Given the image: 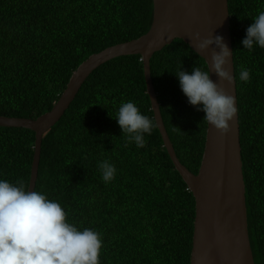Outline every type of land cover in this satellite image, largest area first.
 <instances>
[{"label":"trees","instance_id":"obj_1","mask_svg":"<svg viewBox=\"0 0 264 264\" xmlns=\"http://www.w3.org/2000/svg\"><path fill=\"white\" fill-rule=\"evenodd\" d=\"M248 226L264 264V0H229ZM153 0H0V116L50 111L91 55L146 34ZM175 152L201 166L209 71L177 39L151 59ZM35 133L0 127V264L25 209ZM196 202L164 147L140 55L85 81L43 138L33 210L11 239L12 264H191Z\"/></svg>","mask_w":264,"mask_h":264},{"label":"water","instance_id":"obj_2","mask_svg":"<svg viewBox=\"0 0 264 264\" xmlns=\"http://www.w3.org/2000/svg\"><path fill=\"white\" fill-rule=\"evenodd\" d=\"M153 5L150 30L81 63L50 111L37 119L0 116V127L24 128L36 137L28 202L7 233L5 264H12L11 239L34 207L44 135L62 119L95 70L111 60L132 55L142 57L147 94L164 147L195 198L191 264H255L248 226L229 0H153ZM177 39L203 58L209 71L206 142L197 174L183 165L175 152L151 76L154 54Z\"/></svg>","mask_w":264,"mask_h":264}]
</instances>
